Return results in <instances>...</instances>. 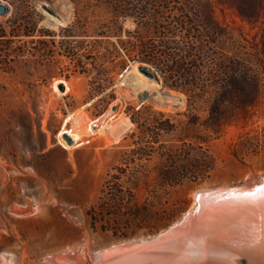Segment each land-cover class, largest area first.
<instances>
[{
	"label": "rangeland",
	"instance_id": "374dc122",
	"mask_svg": "<svg viewBox=\"0 0 264 264\" xmlns=\"http://www.w3.org/2000/svg\"><path fill=\"white\" fill-rule=\"evenodd\" d=\"M0 1L9 6L0 15V264H44L81 249L94 258L121 241L153 237L170 228L202 188L264 176V149L243 162L232 157L229 145L242 128L230 126L211 144L217 167L209 178L157 187L154 158L143 169L144 181L119 177L117 184L142 212L98 207L109 175L141 170L136 161L125 165L126 157L143 143L157 146L141 139L133 114L151 108L174 116L186 107L185 95L163 87L160 69L167 63L168 48L194 44L212 50L216 39L228 57L237 46L252 56L263 23L241 21L219 0H169L170 10L156 14L150 27L117 19L115 36L109 38L113 47L102 43L97 49L101 37L95 36L94 22L111 19L103 11L77 14L68 0H31L35 7L27 9L18 8L24 0ZM184 2L199 4L200 20L181 12ZM205 21L215 26L216 35L208 34L212 30ZM126 43L143 49L127 57L121 47ZM113 48L117 53L108 55ZM98 119L103 130L87 133L80 145L61 135L63 130L86 132L90 122L93 129ZM257 125H264V119Z\"/></svg>",
	"mask_w": 264,
	"mask_h": 264
},
{
	"label": "trees",
	"instance_id": "16d2710c",
	"mask_svg": "<svg viewBox=\"0 0 264 264\" xmlns=\"http://www.w3.org/2000/svg\"><path fill=\"white\" fill-rule=\"evenodd\" d=\"M37 1L53 4L57 0ZM68 1L77 14L103 11L110 15V21L94 22L95 36L101 37L95 42L99 43L97 49L102 43L112 46L109 38L115 36L113 27L117 19L121 18V23L126 19L134 23L142 21L150 27L156 14L170 10L169 0ZM219 2L232 9L247 24L263 23L253 47L256 54L251 56L244 52L245 47L237 46L236 53L228 57L227 52H224L223 42L219 44L216 39L211 42L212 50L204 51L203 47L194 44L168 48L167 63L160 69L163 87L185 95L186 107L183 111H176L174 116H165L151 108H143L133 114L132 122L141 128V139H149L146 143L157 146L149 147L143 143V147L136 153L126 157L125 165L136 161L140 171L131 174L120 171L117 175H109L98 203L101 210L126 211L131 215L142 212L143 208L138 207L136 210L132 206L130 193L126 194L117 184L119 177L135 182L144 181L147 173L143 169L154 158L158 161L157 187L175 188L185 181L200 183L209 178L217 167L216 157L210 149L211 144L219 140L230 126L242 128L236 141L229 145L233 158L243 162L245 157L257 155L264 149V125H257L258 120L264 119V111L260 110L264 104V0ZM190 4H179L180 10L193 15L197 22L201 16L196 11L199 4ZM31 7H35L31 6V0H24L18 6L19 9ZM205 23L212 30L207 33L216 35L215 26L209 21ZM200 33L197 30V38L202 37ZM121 47L127 57L143 49L132 43ZM114 50L113 48V53L110 51L108 55L117 53ZM125 66L122 63L121 68ZM249 124L252 127L246 130ZM91 211H94V207Z\"/></svg>",
	"mask_w": 264,
	"mask_h": 264
},
{
	"label": "bare ground",
	"instance_id": "6f19581e",
	"mask_svg": "<svg viewBox=\"0 0 264 264\" xmlns=\"http://www.w3.org/2000/svg\"><path fill=\"white\" fill-rule=\"evenodd\" d=\"M90 125L86 132L61 135L80 145L87 133L105 126L101 119L93 125L97 130ZM249 182L234 191L229 186L196 191L183 220L156 236L121 241L94 258L75 249L44 264H264V178Z\"/></svg>",
	"mask_w": 264,
	"mask_h": 264
},
{
	"label": "water",
	"instance_id": "95a60500",
	"mask_svg": "<svg viewBox=\"0 0 264 264\" xmlns=\"http://www.w3.org/2000/svg\"><path fill=\"white\" fill-rule=\"evenodd\" d=\"M43 8H46V7L44 6ZM46 9H47V8H46ZM47 10L50 11L49 8H48ZM8 12H9V6H8L7 4H5V3H3V2L0 1V15H5V14L8 13ZM143 70H144L146 73H148L149 75H154V73L151 72L148 68H143ZM60 89L63 90V86H62V85L60 86ZM67 139H68L69 142H71L70 139H69L68 137H67ZM261 178H264V176H262ZM254 179H255V180H258L259 177L254 178ZM251 180H253V179H251ZM249 181H250V180H249ZM249 181L244 182V183H242V184H237V185L229 186V188H230L232 191H234V190H239V189L243 188L244 186L248 185V184L250 183ZM220 188H221V187H220ZM215 189H216V188H215ZM182 220H183V216H182L179 220H177L176 222H181ZM166 230H168V228L165 229L164 231H166Z\"/></svg>",
	"mask_w": 264,
	"mask_h": 264
}]
</instances>
